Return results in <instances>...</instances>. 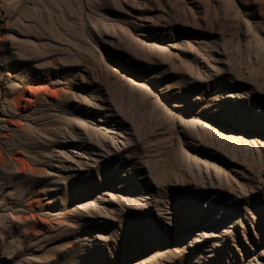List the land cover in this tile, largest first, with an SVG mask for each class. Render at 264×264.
I'll list each match as a JSON object with an SVG mask.
<instances>
[{"label": "rangeland", "instance_id": "obj_1", "mask_svg": "<svg viewBox=\"0 0 264 264\" xmlns=\"http://www.w3.org/2000/svg\"><path fill=\"white\" fill-rule=\"evenodd\" d=\"M0 264H264V0H0Z\"/></svg>", "mask_w": 264, "mask_h": 264}]
</instances>
